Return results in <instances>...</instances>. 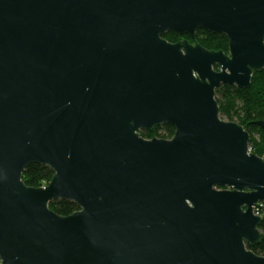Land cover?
Here are the masks:
<instances>
[{
	"label": "water",
	"instance_id": "1",
	"mask_svg": "<svg viewBox=\"0 0 264 264\" xmlns=\"http://www.w3.org/2000/svg\"><path fill=\"white\" fill-rule=\"evenodd\" d=\"M262 71L264 0H0V263L264 264V159L216 97Z\"/></svg>",
	"mask_w": 264,
	"mask_h": 264
},
{
	"label": "trees",
	"instance_id": "2",
	"mask_svg": "<svg viewBox=\"0 0 264 264\" xmlns=\"http://www.w3.org/2000/svg\"><path fill=\"white\" fill-rule=\"evenodd\" d=\"M165 38L172 43H177V41L184 38V40H189L193 43L188 36H177L173 33L167 34ZM196 41L199 45L210 51H223L228 54L229 43L226 36L198 31ZM216 97L222 118L243 126L251 136V152L264 159V129L258 125L259 122H264V71L253 75L252 84L249 89L222 85L217 90ZM174 134L175 128L171 125L157 127L153 132H142V136L145 139L156 137L168 140L172 139ZM53 176L54 173L51 168L35 164L26 168L23 180L27 186L39 188L47 185ZM50 208L62 216H68L78 210L77 205L73 202L61 200L52 202ZM259 210L264 219V203ZM260 231L263 236L261 244L250 248V250L264 257V221L260 226Z\"/></svg>",
	"mask_w": 264,
	"mask_h": 264
},
{
	"label": "built area",
	"instance_id": "3",
	"mask_svg": "<svg viewBox=\"0 0 264 264\" xmlns=\"http://www.w3.org/2000/svg\"><path fill=\"white\" fill-rule=\"evenodd\" d=\"M261 206H262V204H260V205L256 208V210H255V214H257V215L263 217V215L260 213V210H259V209L261 208Z\"/></svg>",
	"mask_w": 264,
	"mask_h": 264
},
{
	"label": "flooded vegetation",
	"instance_id": "4",
	"mask_svg": "<svg viewBox=\"0 0 264 264\" xmlns=\"http://www.w3.org/2000/svg\"><path fill=\"white\" fill-rule=\"evenodd\" d=\"M182 39H183V38H182ZM184 39H185V38H184ZM184 39H183V40H184ZM188 41H189V40H188ZM178 42H179V41H178ZM178 42H177V43H178ZM189 42H190V41H189ZM190 43H191V42H190ZM191 44H194V42H193V43H191ZM217 70H218V68H217Z\"/></svg>",
	"mask_w": 264,
	"mask_h": 264
},
{
	"label": "rangeland",
	"instance_id": "5",
	"mask_svg": "<svg viewBox=\"0 0 264 264\" xmlns=\"http://www.w3.org/2000/svg\"><path fill=\"white\" fill-rule=\"evenodd\" d=\"M180 41H183V40H179V42H180ZM177 42H178V41H177ZM216 69H217V68H216Z\"/></svg>",
	"mask_w": 264,
	"mask_h": 264
}]
</instances>
